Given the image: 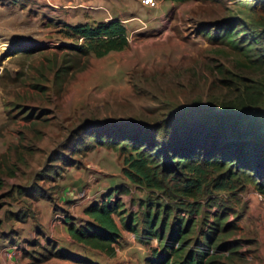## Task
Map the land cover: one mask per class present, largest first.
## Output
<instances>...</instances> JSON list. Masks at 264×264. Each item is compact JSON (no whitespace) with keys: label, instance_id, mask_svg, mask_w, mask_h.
Instances as JSON below:
<instances>
[{"label":"rangeland","instance_id":"374dc122","mask_svg":"<svg viewBox=\"0 0 264 264\" xmlns=\"http://www.w3.org/2000/svg\"><path fill=\"white\" fill-rule=\"evenodd\" d=\"M50 1L0 0V264H150L155 249L162 253L159 241L143 244L123 226L124 218L137 216L142 230L147 200L171 205V219L197 216L190 247L205 218L213 222L222 209L217 200L233 222L218 247L236 245L233 253L226 246L219 251L222 264H264V193L253 183L231 192L209 189L200 200L203 210L191 214L179 200L130 183L114 148L75 145L97 124H156L192 102L225 96L236 86L234 74L262 78L264 67L238 66L244 58L212 40L226 20L240 15L239 1H159L157 7L142 0ZM112 20L126 26L124 50L102 57L76 50L71 26ZM36 185L49 197L20 193ZM109 196L123 204L114 215L122 242L113 258L73 241L63 221L86 224L85 208ZM23 211L27 217L18 219L15 212Z\"/></svg>","mask_w":264,"mask_h":264},{"label":"trees","instance_id":"16d2710c","mask_svg":"<svg viewBox=\"0 0 264 264\" xmlns=\"http://www.w3.org/2000/svg\"><path fill=\"white\" fill-rule=\"evenodd\" d=\"M158 1L181 3L187 0ZM238 1L240 15L226 20L212 40L225 41L242 56L244 60L237 62L238 66L263 68L264 0ZM70 30V37L76 38V50L83 54L102 57L129 45L126 26L119 20L80 24L71 26ZM79 39L83 41L80 43ZM233 80L236 86L227 95L205 103L201 100L192 102L178 108L175 114L160 123L130 120L124 124H97L75 145L81 144L87 149L88 143H92L90 148L95 143L114 148L123 156L122 172L130 183L179 200L178 204L185 205L183 207L191 214L203 210L200 200L209 189L231 192L239 185L244 188L247 183H253L264 193V112L260 109L264 104V76L251 81L234 74ZM2 174L0 172V193L4 188ZM20 193L33 199L48 196L37 185L21 189ZM111 197L94 201L85 208L89 217L86 224L77 225L68 218L65 220L74 241L113 258L117 255L115 244H120L122 238L114 215L122 213L123 204ZM215 201L222 209L214 213L213 222L209 217L205 218V227L191 247L192 234L197 233V216L186 218L180 213L171 219L174 208L161 201L142 202L140 232L135 226L139 221L137 216L124 218L123 226L134 232L143 244H150L155 239L159 241L162 253L158 254L155 249L156 256L149 259L150 264H222L225 256L219 251L226 246L233 253L236 245L226 242L218 247L233 222L227 220V206ZM15 216L23 220L27 211L15 212ZM56 254L68 255L65 250H58Z\"/></svg>","mask_w":264,"mask_h":264},{"label":"crops","instance_id":"0c3cea01","mask_svg":"<svg viewBox=\"0 0 264 264\" xmlns=\"http://www.w3.org/2000/svg\"><path fill=\"white\" fill-rule=\"evenodd\" d=\"M50 1V0H49ZM53 1V0H52ZM50 4L52 5V6H56L57 4L55 3H52L51 1H50ZM144 6H146V7H149V6H147V5H145V4H143ZM58 6V5H57ZM133 17H136V15H134L133 14V16H132V18ZM106 18V17H105ZM104 18V19H105ZM106 20H108V18H106ZM48 205H45V207H47ZM49 209L47 208L44 212H45V214H47L48 215V217L46 216V218L47 219H50V217L52 216V210H49ZM43 213V212H42ZM44 214V213H43ZM66 219V218H65ZM65 219H63V221H64V224H65V226H67V233L69 234V231H68V223H66V220ZM116 220V219H115ZM116 222H117V224H118V221L116 220ZM55 224V223H54ZM118 226H119V224H118ZM127 230V229H126ZM46 238H47V236H46ZM74 241V240H73ZM76 242V241H75ZM120 242H122V238H121V240H120ZM76 243H78V242H76ZM78 244H80V243H78ZM80 245H82V244H80Z\"/></svg>","mask_w":264,"mask_h":264},{"label":"built area","instance_id":"2783aa9c","mask_svg":"<svg viewBox=\"0 0 264 264\" xmlns=\"http://www.w3.org/2000/svg\"><path fill=\"white\" fill-rule=\"evenodd\" d=\"M143 4L149 6V7H157L158 6V0H142Z\"/></svg>","mask_w":264,"mask_h":264}]
</instances>
